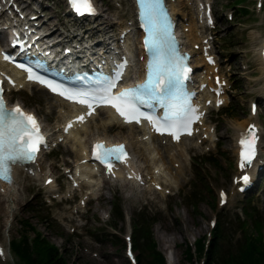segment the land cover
<instances>
[{
	"label": "rangeland",
	"instance_id": "rangeland-1",
	"mask_svg": "<svg viewBox=\"0 0 264 264\" xmlns=\"http://www.w3.org/2000/svg\"><path fill=\"white\" fill-rule=\"evenodd\" d=\"M54 1L59 10L52 14L50 22L59 23L60 18H66L64 4L62 5V0ZM120 1L121 7L116 6L115 9V0H96L97 5L102 8L104 17L101 15L100 18L103 17L104 23L94 27L100 31L102 38H106L110 30L116 33L119 25L114 20L118 14L126 12V23L131 20L130 0ZM171 1V5L184 16L180 20V29L186 45L190 34L193 37L210 34L214 54L221 65L220 72L228 81V100L222 106L231 102L232 110L223 109L220 112L219 109H212L206 120L207 125L214 127V139L218 142L193 140L194 143L188 145L182 176L172 185L166 183L158 193L157 190L146 189L145 185L134 188L129 183L116 184L112 180L105 183L104 187H97L92 194L86 193L88 187L85 185L69 191L71 180L66 167L71 172L77 152L74 154L71 151L70 142L58 143L50 153L45 150L39 158V172H47L53 177L56 191L49 192L43 177H34L22 168L16 176V186L20 187V191H17V197L13 200V210L8 212L6 201L0 195V264H20L19 257L11 251L12 243L23 237L32 243L36 235L55 246L68 264H133L134 253L137 254V251L134 249L133 253L127 245L125 248L124 237L132 235L131 226L134 228L136 222L140 223L141 219L146 218L152 221L149 237H152L155 250L162 255L164 264H212L210 260H206L205 250L214 237L217 223L224 222L225 229L228 228L220 246L224 256L229 255L232 245H235L237 251L240 246L245 245L248 237L257 235V221L261 223V234L258 237L264 241V175L256 176L251 188L243 193L237 192L231 182L232 175L236 173L231 138L235 133L233 127H238L244 119L249 118L248 106L251 100L259 105L256 121L260 123L264 133V96H260L258 92L261 80L256 69L254 49L260 37L257 39L252 35L254 30L264 33V10H256V0H214L215 27L210 31L200 26L197 31H185V18L189 21L187 26L191 24V19L195 20L191 8L193 2ZM238 7H245L247 12ZM227 12H232V19L226 16ZM128 39L133 45L135 41L136 47H139L134 36ZM137 68L134 64L129 75H136ZM7 97L10 102L18 101L26 109L35 112L45 129L50 132L61 121L59 103L33 87L17 93L11 90ZM105 118L106 115L102 112L91 122V137L104 135L110 140L127 138L132 143L134 161L144 171L150 168L148 150L135 144L138 133L135 135L133 130V136H129V128L122 130L118 127H103ZM262 146L264 147V134ZM209 153L216 154L218 162L213 161V155L207 157ZM165 155L166 153L163 161H167ZM220 188L226 189L228 193L227 202L223 206L218 204L217 192ZM86 194L88 202L81 205L80 200ZM247 199H252L251 208L255 206L261 212L249 210L250 215H246L242 211L245 217L240 218V208L247 204ZM117 204L122 215H125L124 221L115 217ZM7 219L9 222L6 226ZM113 222L115 225H112ZM238 227L242 229L240 233ZM171 234L175 235V240L166 242L164 238H170ZM120 237L124 242H120Z\"/></svg>",
	"mask_w": 264,
	"mask_h": 264
},
{
	"label": "snow or ice",
	"instance_id": "snow-or-ice-1",
	"mask_svg": "<svg viewBox=\"0 0 264 264\" xmlns=\"http://www.w3.org/2000/svg\"><path fill=\"white\" fill-rule=\"evenodd\" d=\"M137 2L142 27L146 32L144 44L150 56L143 83L114 94L113 89L116 88V81L119 79V76H116L99 81L87 90H78L65 88L34 75L31 67L26 69L28 79L45 84L52 92L87 105L89 109L98 105H110L126 123L147 120L155 132L167 133L178 140L182 133L190 135L191 125L199 119L197 109L191 104L190 95L183 88V81L189 69L184 66L183 59L175 48L162 0ZM69 4L79 15L95 14L92 0H69ZM4 58L11 59L7 55ZM17 66L26 67L24 64ZM158 109L163 110L162 115H157ZM77 119L83 121V116ZM68 127H71V123ZM256 142L255 128L250 125L248 131L241 134L239 141L241 146L239 166L242 169L250 165L254 159ZM44 143L35 116L24 112L19 105L9 110L5 106L3 88L0 86V179L10 183L11 166L34 161ZM92 154L109 171L112 168V161L123 162L127 157L123 144L108 148L103 142L93 145ZM241 180L246 183L249 177L245 175ZM221 196L223 202V193Z\"/></svg>",
	"mask_w": 264,
	"mask_h": 264
},
{
	"label": "bare ground",
	"instance_id": "bare-ground-1",
	"mask_svg": "<svg viewBox=\"0 0 264 264\" xmlns=\"http://www.w3.org/2000/svg\"><path fill=\"white\" fill-rule=\"evenodd\" d=\"M19 3L22 4V2H20V1H19ZM172 11L175 15L178 14V11H176L174 9V7H172ZM101 15L102 14L98 15L100 21L97 23V25H100V26L104 23L103 19L100 18ZM27 21L29 22V21H31V19L27 18ZM59 21H60L59 23L54 21L55 25H57L59 27L62 26L63 29L67 32H71L72 29L76 30L79 28H80V30H82V33H84V34H91L93 32H99L96 29V27L90 25L91 24L90 22L85 24L88 26L84 27L83 25H80V23H77L76 26H73V23L68 18H60ZM193 26H195V22H192L188 26L187 29L192 30ZM126 27H127L126 25H123L122 29L119 31V33L123 29H125ZM196 30H197V28H196ZM263 34L264 33H262L261 31H258V30H254V32H252L253 37H256V38L258 36L260 37L259 39L257 38L259 40L258 45L256 47H254L255 52H256V60H257L256 61V69L259 71V78L261 80L260 85H259V89H258L260 96H264V42H262V40L264 38ZM111 37L112 36H110L109 38H111ZM200 38L201 37L195 38L191 35V38H189V46L190 47L194 46L193 44L196 41H199ZM65 41H67V39ZM99 43H100L99 41L98 42L96 41L93 45L88 46L87 49H92L94 51V53H102V52H105L102 50L103 48H109L110 47L109 41L105 42L104 45L101 47H99ZM125 45L127 47H129L128 39L126 40ZM185 47H188V46H185ZM138 53H140V51ZM193 54L195 56V58L193 59V64L195 67H197L201 64H205V62L199 56L197 51L196 52L193 51ZM198 57L201 59V61H198V59H197ZM142 63H143V61L140 63V66H142ZM205 68H206V73L211 69V67H209L207 65L205 66ZM15 74L17 75V72H15ZM196 76H201V73L199 71H197V74H195L194 77H196ZM19 82H22L21 78H19ZM25 85L33 86L35 84L34 83H31V84L26 83ZM36 86H35L36 88L39 87L38 89L40 92L47 93L45 91L46 89H44L43 87H40L38 85H36ZM48 95H50V94L48 93ZM50 96H52V95H50ZM208 97H209L208 93H205L203 95V100L207 99ZM223 98L225 101L226 100L225 94L223 95ZM57 99H59V98L57 97ZM59 100L63 104L64 108L66 109L64 119L68 116H71L74 113L73 105L69 104L66 101H63L61 99H59ZM97 114H99V111H97ZM106 116H107V119L105 122H103V124L108 125V123H111L115 119L114 115H112L108 109H106ZM91 119H89L88 122ZM253 119H254V116H250L248 119L247 118L244 119V121L241 124L239 123L240 125L238 127H236V128L233 127L235 133H234L233 137H231L233 140L231 138L230 139L233 141V147H234L235 154H237V151H238V147H237L238 138L240 137V135L242 133H245L249 129L250 125L254 126V128L257 130V133L259 135L258 140L262 144L263 132L259 128L258 125L253 123ZM88 122L85 123L80 128L72 130V132L66 136V139L70 140L71 149L74 150V152H77V159H75V164L73 167V176H74L73 180L76 181L78 179V180L83 181L85 186L88 187L86 193H92L93 190L95 189L94 187L100 182L101 175H96V173L93 172L92 165H90L88 161L84 162V163H82V161H81L82 158H85L88 155V153L85 151L86 140L84 139V134L87 133V128L85 125L88 124ZM203 126H205V125L203 124ZM134 127H135L134 125H128V128H131L129 136L130 135L133 136ZM141 129L143 130V132L141 133V135H137L135 143L137 146L144 147L145 149L148 150L149 156L147 155V157L150 160L151 167L148 168L147 170H145L146 171L145 172L142 170L141 167H139L137 165L136 162H134L133 158L131 157L128 160V168H129L128 177L129 178L124 177V174H122L120 169H118L116 171V177H117L118 182H126V183H129L130 185H132L134 188H139L137 185L138 179L141 177V175H144L148 179V180H146L148 182V184L146 185V189H153L152 187L159 186V190H161L166 183H169L172 185L173 182H177L179 177L182 176L183 167L185 165L184 161L187 158L186 150H187L188 145L185 142L186 146H180V145L184 144V141H180L179 144H169V142H167L166 145H163V142H161V140H160V138H162V137L156 136V140H150L149 138H144L143 136L147 134V131L143 128H139V130H141ZM202 132H205L209 136V138L212 137V132H210L209 127L206 126ZM56 136H61L58 131H55V138H56ZM96 137L106 139L107 141H111V142H115L117 140L118 141L122 140V141L126 142V145L129 149V151L132 153V143L130 141L126 140L127 138L122 137V138L117 139V140H112V139L110 140L109 137H106V136L104 137V135L103 136L102 135H96ZM68 144H70V143H68ZM177 146H180V147H177ZM172 147H177V148L173 149ZM259 147H260V150H262V153L264 154V149L262 148V146L259 145ZM165 153H166L167 161L166 160L163 161V159H162L163 155ZM39 154L40 153H38V156L35 159V161L33 163H31L27 169H32L33 175L36 177L39 175H42L43 180L45 179L47 181V185H46L47 190L55 191V181L53 180V178L51 179L50 175L47 173L39 172L40 160H38V162H37ZM257 165H258V163H257ZM237 166L240 170V174H239L238 178L236 179V181L238 182L237 184L240 185L241 177L245 173H248V171L246 172L245 168L242 169L239 165H237ZM22 168L23 167L15 166L14 171H13L14 181L12 182V184H6V183L0 182V195L6 201L7 208L5 206L4 207L6 209H8V212L13 210V208H14L13 200L15 199V197H17V191H20L18 189L20 187L16 186L18 184L16 176L22 170ZM163 177H164V179H162ZM81 185L82 184L80 183L79 187ZM16 189H18V190H16ZM70 190H73V189L70 188ZM84 199L85 198H82L80 203H82L84 201ZM8 222H9V219H7L6 226H7ZM161 237L164 238L163 236H161ZM164 240L166 242L174 241L175 235L171 234L170 238H164Z\"/></svg>",
	"mask_w": 264,
	"mask_h": 264
},
{
	"label": "trees",
	"instance_id": "trees-1",
	"mask_svg": "<svg viewBox=\"0 0 264 264\" xmlns=\"http://www.w3.org/2000/svg\"><path fill=\"white\" fill-rule=\"evenodd\" d=\"M229 110H232V106L227 108V111ZM217 159L218 158L214 156L213 161L218 162ZM248 208H251L249 199L247 200V204L243 207L245 213H247L246 209ZM251 210L255 212L257 208L252 206ZM114 214L117 219H122L123 217L121 208L118 204L115 208ZM236 219L240 220L239 217ZM151 224V219L146 218L141 219L140 223L136 222L134 225L133 248L138 251L136 254L137 264H164L162 255L155 250V244L152 237H149L151 233L149 227ZM112 225H115V223L113 222ZM255 226L257 228L256 236L248 237L245 245L240 246L237 251L235 245L231 244L232 250L228 256H224L220 246L224 241L223 238L226 235L225 231L228 230V228L225 229L226 226L224 225V222H222V224L217 223L214 237L211 239L209 246L205 250L206 260H210L212 264L219 262H222L221 264H264V241H262L261 237H258V235L261 234L259 231L261 223L257 221L255 222ZM135 235L137 237H135ZM11 250L19 257L20 264H68L67 259L64 258L55 246L48 244L38 235L32 240V243H30L25 237L12 243ZM185 252L188 254V250Z\"/></svg>",
	"mask_w": 264,
	"mask_h": 264
}]
</instances>
